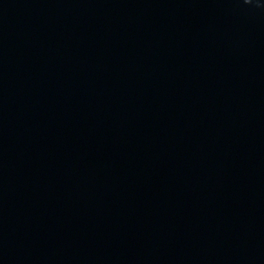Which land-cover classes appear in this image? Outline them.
<instances>
[{
    "label": "water",
    "instance_id": "obj_1",
    "mask_svg": "<svg viewBox=\"0 0 264 264\" xmlns=\"http://www.w3.org/2000/svg\"><path fill=\"white\" fill-rule=\"evenodd\" d=\"M0 264H264V0H0Z\"/></svg>",
    "mask_w": 264,
    "mask_h": 264
},
{
    "label": "clouds",
    "instance_id": "obj_2",
    "mask_svg": "<svg viewBox=\"0 0 264 264\" xmlns=\"http://www.w3.org/2000/svg\"><path fill=\"white\" fill-rule=\"evenodd\" d=\"M248 2V0H245V3H247Z\"/></svg>",
    "mask_w": 264,
    "mask_h": 264
}]
</instances>
